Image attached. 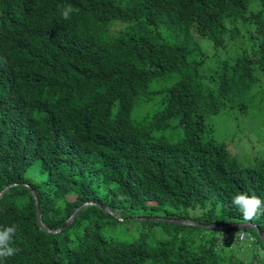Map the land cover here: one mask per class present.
<instances>
[{
	"label": "trees",
	"instance_id": "16d2710c",
	"mask_svg": "<svg viewBox=\"0 0 264 264\" xmlns=\"http://www.w3.org/2000/svg\"><path fill=\"white\" fill-rule=\"evenodd\" d=\"M237 39L244 46L231 48ZM256 73L264 75V0H0V225L17 226L21 249L0 264H264L252 229L237 230L238 248L252 239L248 257L195 226L209 234L190 248L99 232L116 222L109 214L154 202L206 208L190 220L201 225L246 223L230 201L264 200V157L243 166L224 142L204 137L203 121L243 111ZM161 92L150 124L176 120L182 137L173 142L129 119ZM29 169L43 178L27 177ZM28 189L45 228L71 217L68 225L39 228ZM84 203L92 205L72 217ZM249 222L264 232V215Z\"/></svg>",
	"mask_w": 264,
	"mask_h": 264
},
{
	"label": "rangeland",
	"instance_id": "374dc122",
	"mask_svg": "<svg viewBox=\"0 0 264 264\" xmlns=\"http://www.w3.org/2000/svg\"><path fill=\"white\" fill-rule=\"evenodd\" d=\"M116 31L117 28L110 30L111 34ZM198 42L202 46V51L208 55V61H211L212 54L215 51L212 49L210 42L206 39L198 40ZM228 45L231 48L244 46L240 39L230 42ZM231 48H227V51H231ZM256 76L258 79L255 87L243 97V103L245 104L243 111H240L237 107L221 110L216 115H206L203 121L205 126L204 137L208 136L217 142H224L227 149L233 154L232 156L240 159L243 166H247L254 157H264V75L256 73ZM174 79L176 80V76L164 78L159 82H155L153 87L160 90ZM162 95L161 92L145 103H139L129 116L132 125L141 127L150 124L153 113L161 107ZM161 126L163 127H158L157 123L150 124L147 131L150 132V135L162 136L172 142L182 137V130L177 125L176 120L171 119ZM36 172L35 169H29L25 175L39 182L43 176L36 174ZM205 209H175L167 204L148 203L143 208L128 210L123 214H109L116 222H112V219L108 218V222L101 224L99 227V232L106 237H116L126 242L143 240L152 248H155L159 243L176 246L182 241L188 244L187 248H190L192 244L199 242L201 235H208L209 232L200 231L189 226L172 225V223L163 224V222H156L155 219H168L165 216H175L185 219L183 221L191 222L190 220H196L197 217L201 216ZM174 225L177 227L174 228ZM221 233L220 231L214 232L221 240H226L222 243H231L230 247L235 250L237 256H249L250 250L247 242H251L252 239L247 242L246 240L241 243L237 242L240 244L238 248L236 244V241H238L237 230L224 231L226 238Z\"/></svg>",
	"mask_w": 264,
	"mask_h": 264
},
{
	"label": "clouds",
	"instance_id": "9594fccd",
	"mask_svg": "<svg viewBox=\"0 0 264 264\" xmlns=\"http://www.w3.org/2000/svg\"><path fill=\"white\" fill-rule=\"evenodd\" d=\"M74 9L71 4L62 6L60 13L63 20H69ZM233 208H235L242 216L245 222L252 221L260 215H264V200L257 196H249L246 193H238L231 198L230 201ZM17 231L15 224L11 226L0 225V261H4L21 251L20 248L13 246V237Z\"/></svg>",
	"mask_w": 264,
	"mask_h": 264
},
{
	"label": "water",
	"instance_id": "95a60500",
	"mask_svg": "<svg viewBox=\"0 0 264 264\" xmlns=\"http://www.w3.org/2000/svg\"><path fill=\"white\" fill-rule=\"evenodd\" d=\"M15 186V184H11L10 186H7L4 188V190L2 192H4L5 190H7L10 187ZM26 186V185H24ZM28 191L31 194V197L34 201V207H35V216H36V223L38 225L39 228L44 229L45 232L47 233H56L58 232L60 229H64L69 221L71 220V217L68 218L63 225L61 226V228L59 230H49L47 228L44 227L39 212L37 210V205H36V199L35 196L33 195L31 189H28ZM88 205H92V203H84L82 205H80L79 207H77L73 212H72V217L78 212L80 211L82 208H84L85 206ZM97 207L101 208L102 210L106 211L107 213H110V210L104 206H100L95 204ZM155 220H159L165 223H172V224H177V225H183V226H195V227H199L201 229L204 230H210V231H225V230H247V229H252L256 232V234L258 235L259 239L264 243V232H262L261 230H259L254 224L250 223V222H246V223H239V224H228V225H215V224H210V225H201V224H197V223H192V222H188V221H183V220H172V219H155Z\"/></svg>",
	"mask_w": 264,
	"mask_h": 264
},
{
	"label": "built area",
	"instance_id": "2783aa9c",
	"mask_svg": "<svg viewBox=\"0 0 264 264\" xmlns=\"http://www.w3.org/2000/svg\"><path fill=\"white\" fill-rule=\"evenodd\" d=\"M238 238H239V240L244 239L245 238V234L240 233Z\"/></svg>",
	"mask_w": 264,
	"mask_h": 264
}]
</instances>
